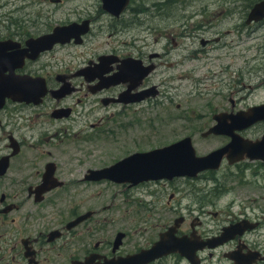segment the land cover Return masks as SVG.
<instances>
[{
    "label": "flooded vegetation",
    "instance_id": "af4514ba",
    "mask_svg": "<svg viewBox=\"0 0 264 264\" xmlns=\"http://www.w3.org/2000/svg\"><path fill=\"white\" fill-rule=\"evenodd\" d=\"M87 1L96 16L86 8L73 10L76 19L62 24H78L84 29L88 22V32L81 39L57 43L35 59L25 57L14 69L15 74L31 80L30 99L18 101L3 95L4 80L12 72L6 69L10 64L0 66V264H116L121 257L152 247L177 219L181 220L176 236L203 247L189 256L171 252L144 264H264V196L258 201L239 194L240 200L223 205L226 193H239L240 185H248V170L260 176L263 182L256 184L264 188V158L245 157L230 163L224 157L217 169L201 171L195 177L199 181L225 163L236 168L230 187L225 186V179L204 178L213 181V186L196 188L193 207L183 206L180 197L187 195L186 185L194 178L181 176L132 185L89 177L91 170L136 152L186 137L194 145L198 134L204 139H219L218 145L207 146L206 154L231 142L226 133H206L218 128L221 118L228 117L231 122L237 113L264 104V99L249 102L252 95H264V62L251 67V58L246 57L251 50L245 49L243 67L224 62L220 67L223 56L216 52L224 50L218 45L239 23L243 30L235 32L242 35L241 44L246 43L245 36L250 39L254 33L263 34L256 49L260 59L264 57V16L259 21L251 18L254 7L264 0H128L119 16L107 13L102 0ZM149 7L155 12L144 15L148 20L169 22L163 31L155 21L140 30L144 25L140 15L149 12ZM40 19L36 31L25 35L6 29L14 25L9 21L0 27V44L14 41L24 49L27 40L50 34L57 27L41 25L44 21ZM103 35L112 46L101 50L103 44H98L93 48ZM71 48L75 51L59 56V51ZM14 51L0 49V57L10 61ZM189 83L195 84L190 92ZM195 94L211 96L213 104L205 103L208 113L199 110L197 116L189 115L188 110L195 112L189 98ZM154 117L163 121V126L167 119L178 121V137L169 139L171 131L157 127ZM184 120L195 123L184 125ZM235 132L253 141L263 139L264 120ZM99 147L107 148L105 154L113 160L108 161ZM68 174L76 175L74 184L88 189L105 185L103 195L113 193L110 205L120 194L133 200L140 211L144 207L146 212L156 211L164 202L162 208L177 215L168 224L156 225L159 228H106V217L99 214L110 205L85 211L73 207L59 217L54 206L63 188L71 183ZM60 181L62 186L49 187ZM88 212L83 221L68 227ZM148 229L154 233L149 234Z\"/></svg>",
    "mask_w": 264,
    "mask_h": 264
},
{
    "label": "rangeland",
    "instance_id": "374dc122",
    "mask_svg": "<svg viewBox=\"0 0 264 264\" xmlns=\"http://www.w3.org/2000/svg\"><path fill=\"white\" fill-rule=\"evenodd\" d=\"M73 0H63L60 4L53 3L51 0H0V27L3 28L4 25H9V21L14 23L13 26L8 27L12 31H15L18 35H25V33L35 32L36 26H38L37 19L39 17V21H41L40 17L44 22H41V25L48 26H62V24H68L71 21H74L75 15L73 14V10L82 11V9H87L90 11V14L96 16L95 10L92 8V3L87 0H79L80 2H72ZM151 8V7H149ZM195 9L196 7H192ZM154 13L155 10L151 8L149 12L140 15V22L144 23L143 26H140V30L143 27H147L152 25V22L155 21V25H158L162 28L161 31L169 24V22L163 20H148L149 18L144 16L145 14ZM50 17L54 20V22L49 21L50 19H46L45 17ZM54 17V18H53ZM151 17V16H150ZM220 19V17H219ZM226 25V24H224ZM239 23L236 24V29L242 31L243 28H238ZM233 32L228 36H224L222 42L218 45L219 48H223V51L216 52L217 55L223 56V59L218 62L219 66L221 67V63L224 62L225 64H231L232 67H243V51L245 49H250L251 52H246V57L251 58V67H259L261 62H264V57L262 56L260 59L259 51L256 49V46L261 42L262 33H254L252 34L251 38L244 37L247 41L245 44H241L240 38L241 36L237 32ZM253 38H258L253 40ZM150 41V39H148ZM97 44L91 45L93 48L97 47L98 44H103L100 47L101 50L109 49L108 45L109 37L106 35L101 36L99 40H96ZM83 48L78 49L77 51H81ZM75 51L74 49H66L59 51V56L61 57L63 54L67 52ZM89 51V48L86 49ZM229 54L227 56L226 54ZM218 61V60H217ZM190 66V65H189ZM188 92L191 91L192 87H195V84L189 83L188 84ZM191 87V88H190ZM197 88H194L195 90ZM198 90V89H197ZM263 93V92H262ZM264 94V93H263ZM198 96L197 94L189 97L192 98V109L195 110H188L190 113L189 115L197 116L199 110H204L208 113L210 110L206 107L205 103L210 102L213 104L210 97ZM264 99V95H252L249 99V102L252 104L256 101H260ZM167 117V116H166ZM173 118V117H172ZM155 125L157 127H165L171 131V136L169 139L174 140L178 137L177 129H180V124L178 121H171L170 119L166 120L167 124H164L158 117H154ZM195 123V121L184 120L182 123L185 125H190ZM160 123V124H159ZM179 125V126H178ZM143 126L140 125V129L142 130ZM221 143V142H220ZM219 139H204L200 134H198L194 138V145L197 151V154L204 155L209 150L208 145H218ZM64 149H67L64 145L62 146ZM104 154L107 152V148L99 147ZM101 150H98L100 153ZM106 156V154H105ZM107 160H113L110 157L106 156ZM236 168L230 167L227 163H225L220 170L215 173H206L203 175V180L192 179L190 182L187 183L186 188H188V193L186 196H181V203L183 206H196V197L195 192L197 191L196 188H211L213 186V181L207 180L204 178H214L218 177L221 179H225L223 182L225 183L226 187H230L232 184V180L230 179L231 173L235 171ZM69 171L70 169H66ZM66 178L71 180L65 188H63V194L60 196L59 201L54 206V210L56 215L59 217H64L63 214L66 212H71L69 209L76 207L79 211H85L89 209H100L104 208L110 203L113 202V193L106 196L103 195L104 190L106 189L105 185H92L88 189L87 186L83 185L80 186L79 183H73L76 179V175H66ZM246 182L248 185L242 186L240 185L239 193L237 192H228L226 196L223 198L224 202L223 205L229 204L232 200H240L239 194L243 197V199H247V197H251L252 199L256 198L258 201L264 196V188L261 184H256L257 182H263L260 176H255L251 170L247 171L246 175ZM193 187L194 189H190ZM81 189L80 193L75 194ZM145 189V188H144ZM137 190H140L137 189ZM118 190H116L117 192ZM120 194L117 195L116 199L114 200V204H111L104 210L103 213L99 214V216H105V225L106 228H159L156 227L158 224H168L170 221L177 215V212L170 210V209H163L164 202L162 205L158 207L156 211L146 212L145 207L140 208L133 204V200L127 199L126 197L122 198ZM150 200V199H149ZM187 208V207H185ZM67 215V214H66ZM121 218L122 221L119 222ZM149 234H153V229H148Z\"/></svg>",
    "mask_w": 264,
    "mask_h": 264
},
{
    "label": "water",
    "instance_id": "95a60500",
    "mask_svg": "<svg viewBox=\"0 0 264 264\" xmlns=\"http://www.w3.org/2000/svg\"><path fill=\"white\" fill-rule=\"evenodd\" d=\"M102 3V8L107 13L119 16L124 11L128 0H102ZM263 16L264 1L258 3L251 13V18L255 21H259ZM88 24V22L84 23V29H81V26L78 24L57 26L50 34L27 40L24 49H21V45L14 41L1 43L0 49L12 48L15 50L12 53V60L10 59V61L6 62L2 56L0 57V66L10 64L11 68L6 69H10L12 72L11 75L6 76L5 80L3 79L5 82L3 89L5 94L3 95H9L18 101L30 99L33 93L31 80L22 75L15 74L14 69L24 62L25 57L35 59L41 52L53 48L57 43L67 44L72 39H81V36L88 32ZM1 70L3 71L2 68H0V72ZM257 120H264V104L254 105L243 112L237 113L231 122H229L228 117L221 118L218 128L213 127L206 133V135L211 132L226 133L231 136V142L221 149L205 155H199L191 138L186 137L170 145L130 154L102 169L91 170L89 177L97 180L110 179L119 183L130 182L132 185H137L145 181L173 179L174 177L181 176L195 178L203 170L217 169L224 157L230 163L245 157L252 159L264 158V137L263 139L253 141L235 132V130L243 129ZM223 125L226 127L224 129L220 128ZM63 183L60 181L57 184H51L49 187L53 185L62 186ZM89 214L90 212L78 216L69 222L68 227L77 225ZM180 220L177 219L174 225H171L169 229L161 233L159 240L152 247L134 255L121 257L116 264H144L171 252H179L189 256L191 252H195L199 247H203L195 245L193 241L190 243V239L184 236H176ZM121 236L122 234L116 240L117 245L121 243Z\"/></svg>",
    "mask_w": 264,
    "mask_h": 264
}]
</instances>
